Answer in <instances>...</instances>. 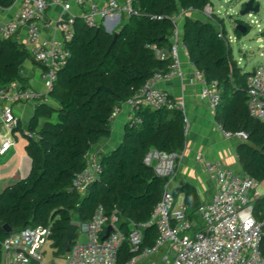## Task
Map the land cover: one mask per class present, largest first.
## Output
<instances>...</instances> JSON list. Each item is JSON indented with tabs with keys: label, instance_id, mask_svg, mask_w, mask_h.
I'll return each instance as SVG.
<instances>
[{
	"label": "trees",
	"instance_id": "1",
	"mask_svg": "<svg viewBox=\"0 0 264 264\" xmlns=\"http://www.w3.org/2000/svg\"><path fill=\"white\" fill-rule=\"evenodd\" d=\"M13 4L14 0H0L2 8ZM207 5L213 6V2L134 0L139 15L123 19L115 31L118 38L114 44L115 32L108 34L103 25L89 28L81 18L76 20L68 44L70 56L49 92V100L56 104L39 102L27 128L28 133L37 137L26 134L31 171L0 193V239L10 235L3 230L4 224L17 232L52 223L53 246L57 255H63L67 226L74 220H92L99 206L107 216L116 213L119 226L126 233L129 221H150L162 198L165 181L144 158L152 148L166 152L185 149L186 131L180 110L138 104L134 109L138 120L126 123L121 143L113 150L97 153L102 169L88 190L76 191L73 180L86 168L87 155L93 147L111 136L115 108L135 100L156 72L169 70L173 62L169 56L175 27L173 16L181 12V42L191 62L207 82H217L221 90L216 121L229 133H246L248 138L240 140L237 146L241 170L264 181V123L252 117L248 108L249 72L233 59L223 21L215 14L221 25L218 29L214 21L194 17ZM32 58L17 38L0 36V87L20 81L23 64ZM54 114L57 116L52 120ZM41 118L46 121L40 126ZM182 192L191 217L196 218L201 204L196 188L188 183L173 190L175 197ZM256 210L264 212V198L257 201ZM156 237V227H146L142 248L152 246ZM261 251L264 256V237ZM136 255L125 239L116 264H127Z\"/></svg>",
	"mask_w": 264,
	"mask_h": 264
},
{
	"label": "built area",
	"instance_id": "2",
	"mask_svg": "<svg viewBox=\"0 0 264 264\" xmlns=\"http://www.w3.org/2000/svg\"><path fill=\"white\" fill-rule=\"evenodd\" d=\"M15 5H18V11L13 18H0V36L3 39L18 38L20 30L27 29L30 52L42 66L47 93L40 94L24 88L17 81L0 87L1 121L11 130L18 125L13 110L14 104L50 101L49 92L53 89L58 71L70 56L68 44L74 35L78 18L89 28L103 25L113 33L125 17L139 15V10L134 7V0H14L13 6ZM52 7L61 9L54 22L47 17V12ZM74 8L78 11L75 12ZM3 9L8 8L0 7V11ZM201 13L205 19L217 22L213 6L207 5ZM183 15L181 12L173 16L175 27L169 53L173 62L169 70L156 72L144 83L136 99L128 102L134 109L141 104L152 108L169 107L180 110L184 116L187 134L190 121L185 100L176 99L168 90L157 86L160 81L182 75L179 59V44L182 43L179 21ZM256 24L260 27L258 21ZM45 30H51L52 35L44 38ZM220 36L223 37V34ZM196 78L203 86L202 97L208 100L216 111L221 98L218 83L207 82L204 74L198 70ZM246 92L251 116L264 123V65L248 74ZM118 112L119 107L115 108L112 120ZM131 120L138 119L133 115L129 121ZM219 129L227 139L248 138L245 132L232 134L225 131L220 124ZM26 134L37 138L35 133ZM13 145L11 138L1 140L0 155L8 153ZM184 158L185 150L166 152L152 148L145 155V163L165 181L162 198L156 205L150 221H129L126 233L119 226V216L116 213L107 216L103 207L99 206L92 220L77 223L78 228L85 233L87 241H74L70 251L63 255H57V249L53 246L52 223L29 226L0 239V264H116L125 239L130 241L132 250L137 252L127 264H138L142 259L159 254L164 247L173 256L170 264H264L261 251L264 212L256 210L257 201L264 198V181L260 182L244 172L236 173L220 162L198 155L196 161L214 181L216 191L210 201L199 205L196 218H193L184 199L175 197L174 188L170 189ZM101 169L99 158L89 153L86 168L73 180L76 191L85 193L98 178ZM108 226L113 229L106 238ZM148 226L156 227V241L152 246L142 248L144 229ZM48 245L51 253L62 260L61 263H51L47 260Z\"/></svg>",
	"mask_w": 264,
	"mask_h": 264
},
{
	"label": "crops",
	"instance_id": "3",
	"mask_svg": "<svg viewBox=\"0 0 264 264\" xmlns=\"http://www.w3.org/2000/svg\"><path fill=\"white\" fill-rule=\"evenodd\" d=\"M211 1L213 2V0ZM17 11L18 5L3 9L0 11V18L9 20L14 17ZM74 11L76 12L78 9L74 8ZM60 12L61 9L59 7H52L48 10L47 17L54 22ZM193 15L194 17L205 19L202 13L196 12ZM179 23L182 30L183 18L180 19ZM51 35V30L43 32L44 38H48ZM17 39L25 44L29 51L31 50V46L28 44L26 28L20 30ZM179 59L182 75L174 76L170 80L160 81L157 84L158 87L168 90L174 98L185 100L186 113L190 121V129L186 134L185 158L174 181V188L189 183L196 188L201 203H204L213 198L216 185L196 161L197 156L202 155L220 162L228 168L241 170L237 152L240 140L225 138L219 129L215 111L208 100L202 97L203 86L196 78L197 68L191 62L184 43L179 46ZM21 76L22 79L17 82L22 87L32 89L40 94L47 93L46 81L42 76V66L34 58L28 59L23 64ZM38 103L39 101H27L13 105L18 121L17 127L13 130L7 128L0 117V142L4 138H11L14 142L8 153L0 155V193L27 177L31 171L32 160L26 150L29 142L26 132L35 117ZM50 103L56 104L52 99H50ZM134 113V108L129 102L122 103L119 106V112L112 120L111 136L102 139L96 144L90 154L97 155V153L107 152L117 147L123 139L125 125ZM56 116L54 114L52 120H55ZM45 121V118H41L39 120L40 126ZM19 132L22 134V138L19 136Z\"/></svg>",
	"mask_w": 264,
	"mask_h": 264
},
{
	"label": "rangeland",
	"instance_id": "4",
	"mask_svg": "<svg viewBox=\"0 0 264 264\" xmlns=\"http://www.w3.org/2000/svg\"><path fill=\"white\" fill-rule=\"evenodd\" d=\"M249 1L250 0H213V5L214 13L224 23L227 38L230 41V49L233 59L238 62L239 66L244 71L250 73L255 68L264 65V34L261 32L262 30L264 32V0H256L257 4L260 6L259 13H251L252 15L249 14L242 18L240 16V11L244 4ZM239 20L247 23L249 27V32L243 34L241 38L238 37L235 30ZM252 21L254 22L253 24L251 23ZM256 21L260 23V29L257 26ZM215 23L217 28L220 29V23ZM119 27L114 31H117ZM180 45L181 43L179 46ZM19 136L21 138L23 137L20 132ZM236 139L239 140L238 138ZM231 169L236 173L242 172L238 168ZM174 186L175 184H172L170 189L174 188ZM184 195V192H182L179 195V199H184ZM73 223H77L76 220H74ZM76 236L77 239L75 241H79L80 243H85L87 241L85 233L80 228H78ZM46 257L51 263L62 262L61 259L56 258L53 253H51L49 245L46 247ZM172 261L173 256L167 251V248L164 247L159 254L147 259H142L138 264H170Z\"/></svg>",
	"mask_w": 264,
	"mask_h": 264
},
{
	"label": "water",
	"instance_id": "5",
	"mask_svg": "<svg viewBox=\"0 0 264 264\" xmlns=\"http://www.w3.org/2000/svg\"><path fill=\"white\" fill-rule=\"evenodd\" d=\"M259 11H260V6L257 4V1L256 0H250L249 2L244 4L242 10L240 11V16L243 18V17H246L247 15H249L251 13H259ZM235 30L241 32L242 34H246L248 32L247 24L239 23L236 25ZM106 32L108 34L112 33L111 29H106ZM117 38H118V32H115L114 33V40H113L112 44H114L117 41ZM112 229H113L112 226H108L106 238L109 236ZM3 230L7 234L15 233L13 228L9 224H4ZM77 230H78V224L77 223L72 222L67 226V235H66V240L64 243L65 253H68L70 251L71 246H72L73 242L75 241Z\"/></svg>",
	"mask_w": 264,
	"mask_h": 264
}]
</instances>
